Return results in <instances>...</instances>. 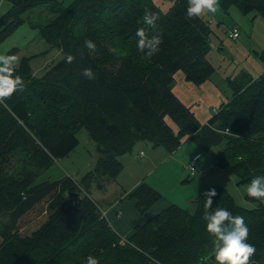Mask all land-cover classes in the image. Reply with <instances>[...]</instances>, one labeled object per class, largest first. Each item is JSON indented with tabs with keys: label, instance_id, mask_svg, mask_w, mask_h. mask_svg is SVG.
<instances>
[{
	"label": "trees",
	"instance_id": "1",
	"mask_svg": "<svg viewBox=\"0 0 264 264\" xmlns=\"http://www.w3.org/2000/svg\"><path fill=\"white\" fill-rule=\"evenodd\" d=\"M4 1L11 9L0 19V44L21 26L24 12L53 2ZM118 2L73 0L39 32L47 45L61 53V59L39 78L30 73V58L20 59L15 67L25 86L7 99V107L0 105V264H87L90 255L99 264L215 260L214 237L207 233L203 219V194L195 198L194 211L172 204L135 226L126 240L101 216L90 190L104 191L122 170L118 157L131 153L138 142L172 153L189 138L208 152L231 134L235 138H228L226 156L212 154L215 165L234 173L239 185L264 177V70L256 79L242 75L229 80L231 100L201 125L176 98L172 84L178 71L194 85L203 84L214 73L206 58L212 34L209 22L201 16L186 18L188 0H174L166 12L152 0H140L135 14L133 6H115ZM232 7L264 19V0H219L223 13ZM145 10L159 16L155 28L142 22ZM82 16L87 21L79 24ZM141 27L163 40L159 53L151 58L136 47L137 40L131 52L126 47L125 54H109V60L85 49L84 42L99 32L106 33L102 37L107 45L109 37L120 36L123 29ZM18 52L12 48L6 55ZM254 54L264 66V51ZM69 55L74 57L72 63L66 62ZM85 68L92 69L95 79L82 75ZM81 128L95 145L93 168L79 182L65 176L36 183L40 172L73 151ZM241 141L255 142L236 144ZM21 156L24 169L16 173ZM210 188L218 193L211 210L225 208L244 217L250 229L247 242L256 248L251 260L264 264V204L246 193L245 201L256 207L245 209L225 188ZM160 198L144 182L128 195L141 215Z\"/></svg>",
	"mask_w": 264,
	"mask_h": 264
},
{
	"label": "rangeland",
	"instance_id": "2",
	"mask_svg": "<svg viewBox=\"0 0 264 264\" xmlns=\"http://www.w3.org/2000/svg\"><path fill=\"white\" fill-rule=\"evenodd\" d=\"M72 1L73 0H53V2L51 1V3L49 2L44 5L36 6L24 12L21 15V20L23 21L21 26L9 38H7L2 44H0V55H6L10 49L17 48L19 52L16 55L18 57V64L16 65V67H18L20 59L30 58V73L36 78L41 77L45 71H47L54 63L61 59L62 55L56 49V47L47 45L39 32L49 27L61 13L63 8H66ZM152 2L162 12H166L171 7L174 0H152ZM139 3L140 0H119V2L114 5L126 9L133 6L131 13L135 14L136 10H138V8L140 7ZM10 9L11 4H9V2L0 0V19ZM252 14L256 16L255 12H253ZM245 16L241 14V12L236 7L230 8L227 13H223V11L218 7V11L215 14L205 12L202 15V17H204V19L209 22L210 28L212 30V34L209 35L208 41L209 46L212 49L211 52H213L212 56L215 57V59L213 60L214 67L212 66L213 68H215L214 73L211 75L208 83L206 81V83L202 85H194L193 83L184 81L185 84H188V86H185L184 83H179L177 79V74H180V76L182 74V78H184V74L181 71H178L175 74V81L172 84V90L174 91L175 95H177L178 97H181L182 95L183 97L194 99L193 107H195L197 106L195 103L198 102L195 101L196 98L192 97L193 95H197L198 91H201L200 88L204 87L208 94L220 92L222 94V101L227 102V100L231 97L232 90L228 87L225 80L226 78L233 81L235 78H240L242 75H247L252 79H256L261 75L264 66L254 53L264 51V22L258 17L252 18L251 16ZM86 21L87 18L85 16H82L79 20V24H83ZM253 21L256 22L253 24L252 34ZM234 26L238 27L240 31V38H238L236 41H232L227 37L228 30L232 29ZM136 31L137 29H123L122 31H120V36L115 35L114 37H109L110 41L107 45L102 37L106 33L99 32L93 39H91V41H93L97 46L96 51L92 53L101 59L109 60L111 58L109 54H111L113 57L125 54L126 47L127 51L131 52L133 43L138 39L136 37ZM115 32L117 33L116 30ZM223 41L224 44L222 45L221 42ZM218 48L220 49V51L217 54ZM85 49L88 50L86 47ZM112 49H116L117 51L114 53ZM212 56L210 55V57ZM198 97L203 100L204 94L202 93ZM35 103H37V105L39 106V102L37 100H35ZM190 104H192V102H190ZM193 107H191L192 111L194 109ZM214 109L216 110V112L219 111V105L215 107L211 106L208 108L207 111L211 112V114L209 112V118L213 116L214 113L212 111ZM205 123L206 122H202L201 124ZM75 135L78 144L73 149V151H71L67 156L58 158L57 160L53 161L54 163L48 169L40 172L36 179V183H40L43 181H54L65 176L70 177L75 182H79L81 177L93 168L96 161L94 142L90 139L87 131L83 128L77 130ZM225 135V141H222L220 145L211 148V150L208 152L204 150H202V153L191 152L187 156V153H189V149H186V147L183 149L182 155H185L187 159L184 165L186 166L188 164V161L190 160V162H193L194 174L192 176H190L186 171V169L188 170V168L186 167L185 169L184 165L181 166L179 170L178 166L176 167V170L170 168V170L166 172L164 183H162V186H160L158 185V182H154L155 175H148L151 170L143 171L142 161H137L129 164V168H125L123 173L120 175L121 177L119 176L118 179L115 178L113 181H110L106 185V188L109 191H112L117 181L118 183H120L118 186L121 187L122 184L128 186L137 179H142L144 183H154L155 186L159 188V190L157 191L161 194V198L163 200H166L167 197L173 198V200L176 201L177 206L192 212L194 211L195 198L190 202V199H192L190 197L192 195L193 187H196L194 195H198V184L193 183L191 184L192 188L185 187L180 189V186L184 184H180L181 180H179V178L181 177V173L183 175V179L186 180V182H197L199 177L197 176V170L199 169V165L201 164L200 162L204 161L203 157H205L206 154L210 156L212 153H223L224 156H226V149L228 147V145H226L227 140L228 138L235 137H232L231 134ZM249 142L255 141H241V143L238 142L236 144L246 145V143ZM161 150H165L167 157H170L169 162L172 164L173 152L170 153L164 148H161ZM119 158L120 157H118V160ZM127 158H129L128 155ZM23 162L24 159L23 156H21L20 163L15 169L16 173L21 172L24 169L22 165ZM124 162H126V160L123 161V163ZM151 163V169L155 170L157 162ZM162 163L164 162L162 161ZM167 163L168 162H166V164ZM204 169H207L206 165ZM173 172H175L176 174H174ZM208 172L209 173L207 175H203L201 177L202 179L199 182L202 188L205 189L209 186L212 187L214 185L221 186L228 191V193L233 197L238 206H241L245 209H254L256 207L255 203L245 201L244 196L247 193V185H239V179L234 173H231L227 170L217 172L216 169H214L213 173H210L211 170L208 169ZM208 180L211 181L210 184L205 183ZM90 193L91 197L99 203V195L97 194L96 189L92 188ZM100 210H102V208H100ZM208 261L209 264H217L216 261ZM249 264L256 263L254 261H249Z\"/></svg>",
	"mask_w": 264,
	"mask_h": 264
},
{
	"label": "crops",
	"instance_id": "3",
	"mask_svg": "<svg viewBox=\"0 0 264 264\" xmlns=\"http://www.w3.org/2000/svg\"><path fill=\"white\" fill-rule=\"evenodd\" d=\"M250 16L252 18L258 17L259 19H261L264 22L263 18H261L259 16H254V14H252V13L247 14L245 17H250ZM255 22L256 21L252 22V34H253V24ZM210 24H211V22H210ZM235 27L236 26H234L233 28H235ZM236 28L239 31V28L238 27H236ZM228 32H229V30H228ZM239 36H240V31H239ZM239 36H238V38H240ZM228 39H230V38L228 37ZM230 40H232V39H230ZM221 44L223 45L224 41L221 42ZM211 51H212V49L210 47V50H209L206 58H207V61L209 62V64L211 66H213V60L215 59V57L212 56L213 52H211ZM219 51H220V49L218 48L217 54L219 53ZM210 55L212 57H210ZM263 70H264V67H263ZM182 77H183L182 74H181V76H180V74H177V79H178L179 83L181 82V84L184 83L185 86H188V84H185V82H184L186 80L184 78H182ZM209 79L207 80V83L209 82ZM225 80H226V83L228 85L229 79L226 78ZM174 81H175V77H174ZM204 83H206V81ZM228 87L230 88L229 85H228ZM200 89H201V91H198L197 95L199 96V95H201L203 93L204 94V99L201 100L197 95H193L192 98H196L195 101L198 102V103H195L197 105L195 107H193L194 99H191L189 97H183L182 95H181V97L180 96L178 97L177 95H175L174 91L173 90L172 91H173L174 95L176 96V98L183 105L188 107L191 111H192L191 107L194 108L193 109L194 112L193 111L192 112H193L196 120L201 124L202 122H206L207 123L211 119V117L209 118V112L210 111H207L208 108L211 107V106L215 107V106H218V105H219V108H220L223 104L228 103L231 100L232 96H233V91H231L230 99H228L227 102H223L222 101V94L220 92L214 93V94L213 93L208 94L206 92V90L204 89V87H202ZM190 102H192V104H190ZM210 114H211V112H210ZM201 125H204V124H201ZM185 147H186V149H189V153H187V156L191 152H194V153L201 152L202 153V149L197 147L188 138V139H186L183 142V144L178 149H176L173 152V154H172V162L173 163L171 164L169 162L170 157L169 156L167 157L165 150H161L162 147L161 148L160 147H153L152 145L150 146V144H147V143H138V144H136L134 146V149L132 150L131 153L123 155V156H120L119 161L122 164V170H121V172L119 173V175L116 178L118 179L119 176L125 170V168H127V167L129 168V164H131L132 162L142 161V163H143L142 164L143 171L151 170L148 173V175H150V176L151 175H155L154 182H158V185L162 186V183H164V179L166 178V172H168L170 170V168L176 170V167L178 166L179 167L178 170H179L180 167L183 166L186 163V160H187L186 156L182 155L183 154V149ZM212 154H214V153H212ZM212 154L210 156H208L206 154L205 157H203L204 161L200 162L202 165L200 164L199 165V169L197 170V176H199L197 182H191V183L186 182V180L183 179V175L181 173V177L179 178V180H181L180 184H182V183H184V184H182V186H180V189L185 188V187L192 188L191 184L196 183V184H198V186H197L198 195L197 196H199V195L203 194L206 190H208L210 188V186H209L208 188L204 189L199 184V182L202 179L201 177L203 175H207L209 173L208 169L211 170L210 173H213L214 169H216L217 172L218 171L219 172L226 171V170L220 169L219 167H217L215 165V162H214ZM127 155H128L129 158H127ZM125 160H126V162L123 163V161H125ZM162 161L164 163H162ZM190 161H188V164H189ZM151 162H157V166H155V168H156L155 170L151 169V165H152ZM166 162H168V163L166 164ZM181 163H183V164H181ZM188 164L186 166L184 165L185 169L188 166ZM205 165H206V168H207L206 170L204 169ZM137 168H139V167H137ZM143 171H141V172H143ZM186 171L189 173V171L187 169H186ZM173 173L176 174L175 172H173ZM189 175H190V173H189ZM117 179H116V181H117ZM143 182L144 181L142 179H139V180L137 179L136 181H134L133 183H131L128 186H125V185L122 184V186L119 187L118 185L120 183H118V181H117L116 185L113 187L112 191H109L107 188H105V190L101 191V192L96 190L97 194L99 195V200H98L99 203L97 201H95L91 197L98 204L99 208H102V211L106 212L105 218H106L107 222L109 223L111 228L123 240H126L127 238H129L132 235L133 228L135 226L143 224L146 220H148L151 217L157 215L158 213H160L162 210H164L168 206H170L172 204L176 205V201L173 200V198L167 197L166 200H163L162 198H160L156 203H154L152 206L147 208V210L142 215L139 214L138 211L135 208V202L129 200L128 199V195L137 186H139ZM210 182L211 181L208 180L205 183L210 184ZM147 184L150 185L155 190H159V188L156 187L154 183L147 182ZM92 188H94V187H92ZM92 188H91V190H92ZM118 189H119V191H118ZM195 191H196V187H193L192 188V195L190 197L192 199H190V202L194 198L197 197V196L194 195ZM90 196H91V193H90ZM208 260H207V264H209ZM211 261H215V260H211ZM250 261H252L251 258H250Z\"/></svg>",
	"mask_w": 264,
	"mask_h": 264
},
{
	"label": "clouds",
	"instance_id": "4",
	"mask_svg": "<svg viewBox=\"0 0 264 264\" xmlns=\"http://www.w3.org/2000/svg\"><path fill=\"white\" fill-rule=\"evenodd\" d=\"M219 0H188L186 18H199L205 12L215 14L218 11ZM142 22L150 27H156V21L159 16L145 10ZM238 33L233 32V38ZM136 47L143 52L146 57L151 58L158 54L160 45L163 43L159 34L149 35L144 27L136 31ZM85 47L90 52L96 51V44L91 40H86ZM115 53L117 50L112 49ZM74 57L69 55L67 63H72ZM18 64L16 55H0V105L7 107V99L24 88V80L21 76L15 75V67ZM88 79H95V74L91 68H85L82 73ZM247 196L258 200L264 204V177H254L250 184L246 186ZM218 195L215 188H210L203 193L205 198L203 219L206 221L207 233L214 237L213 253L217 264H249L250 258L256 253L253 244L248 243L250 229L245 223L244 217L233 215L225 208H216L213 206V198ZM87 264H99V260L94 256L86 258Z\"/></svg>",
	"mask_w": 264,
	"mask_h": 264
},
{
	"label": "built area",
	"instance_id": "5",
	"mask_svg": "<svg viewBox=\"0 0 264 264\" xmlns=\"http://www.w3.org/2000/svg\"><path fill=\"white\" fill-rule=\"evenodd\" d=\"M234 31H235L236 33H238V35L236 36V38H233V32H234ZM238 36H239V31H238V29H237L236 27L233 28V29H231V30H229V32H228V37H229L230 39H232V40H236V39L238 38ZM212 112L214 113V115H216V114L218 113V111L216 112L215 109H214ZM226 133H227V132H226ZM187 168H188V170H189L190 175L192 176V175L194 174L193 162H189ZM195 173H196V172H195ZM100 213H101V216H102L103 218H105L106 212L100 210ZM105 219H106V218H105Z\"/></svg>",
	"mask_w": 264,
	"mask_h": 264
}]
</instances>
